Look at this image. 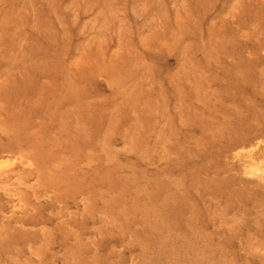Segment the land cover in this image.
<instances>
[{
  "label": "rangeland",
  "instance_id": "rangeland-1",
  "mask_svg": "<svg viewBox=\"0 0 264 264\" xmlns=\"http://www.w3.org/2000/svg\"><path fill=\"white\" fill-rule=\"evenodd\" d=\"M0 264H264V0H0Z\"/></svg>",
  "mask_w": 264,
  "mask_h": 264
}]
</instances>
